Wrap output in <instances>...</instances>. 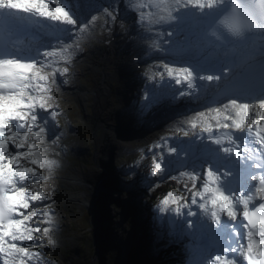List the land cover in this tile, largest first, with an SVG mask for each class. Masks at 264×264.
Listing matches in <instances>:
<instances>
[{
  "label": "rangeland",
  "instance_id": "374dc122",
  "mask_svg": "<svg viewBox=\"0 0 264 264\" xmlns=\"http://www.w3.org/2000/svg\"><path fill=\"white\" fill-rule=\"evenodd\" d=\"M61 2L73 10L70 12L74 19L85 20V26L75 25L70 30L79 34L89 49L84 48L86 58L80 59L76 70L62 62V69L67 68L68 71L59 76L56 72L54 78L57 82L50 83L51 90L53 88L54 93L60 96L61 113L53 118L50 115L53 109L37 112L39 123L45 126L51 137L59 138L50 151L53 158L49 160L54 162L53 165L37 167L27 160L20 161L24 166L34 168L37 176L33 178L53 184L50 183L48 192L51 201H33L34 205L31 202L39 213L48 214L47 217L35 218L33 227L41 228V232L34 234L37 239L17 242L39 254L38 260L27 261L26 264L148 263L158 255L157 244L161 241L167 243L165 247L180 243L177 248L181 250V260L175 263V258H171L165 264H188L190 255L184 252L186 241L171 239L170 231L162 235L156 232L165 215L170 212L176 218L185 209L184 205L192 201L194 192L203 191L209 161V155L203 152L215 151L203 148L201 153L192 154L201 149L191 151L193 139L190 142V130L175 127L169 116L182 105L184 97L179 96L186 91H189L188 111L197 116L198 96L188 88L172 90V81H163L157 75L164 71V64L174 66L175 59L157 54L155 49H164V43L168 42L167 34H179L182 26L180 23H153L150 26L148 22L156 9L150 6L149 0L146 4L136 0ZM180 4L175 12L191 6L187 0ZM52 26L51 23L48 29L55 31ZM172 27L176 29L171 30ZM183 29L179 31L184 32ZM64 39L70 41L68 36ZM176 42L181 46L183 39L176 38ZM66 56L67 60L72 59ZM94 57L95 62L92 60ZM46 70L51 72L54 69ZM73 71H76L75 83L69 80L61 84V76ZM162 82L170 89L156 91L153 86ZM99 83L105 88L106 95L96 114L94 89ZM154 90L164 94L153 99ZM163 118L168 119V126L158 127ZM147 130L154 131L156 135L149 140L129 137L137 131ZM228 131L226 129L234 139V133ZM219 138L225 143V138ZM185 139L189 140L186 142ZM182 143L187 145L184 150L190 147V152L183 156V150H176ZM221 149L217 148V152L225 155ZM142 163L144 170L140 167ZM156 164H160L159 169ZM193 175L198 177L196 184L188 186L189 180L193 182L190 178ZM73 178H77L79 183L73 182ZM163 179H175L182 183L183 188L175 189L167 196L151 198L152 189ZM23 184L28 183L24 181ZM172 193H175L179 204L165 206L163 201ZM178 206L179 210L176 209ZM23 212L27 214V210ZM167 219L166 224L170 226L171 218L168 216ZM45 220H50V223H45ZM46 227L48 235L43 232Z\"/></svg>",
  "mask_w": 264,
  "mask_h": 264
},
{
  "label": "snow or ice",
  "instance_id": "6c2138e0",
  "mask_svg": "<svg viewBox=\"0 0 264 264\" xmlns=\"http://www.w3.org/2000/svg\"><path fill=\"white\" fill-rule=\"evenodd\" d=\"M216 2L217 0H187L188 4L199 8H210ZM180 3L181 0H149L150 6L156 9L150 22L169 21ZM25 17H42L63 25L74 26L77 23L68 6L62 4L61 0H0V264H26L27 261L38 260V253L17 242L37 239L34 234L41 232V228L33 227L35 218L41 215L47 217L48 214L39 213L31 206V202L43 201L46 197L37 189L36 184H33L31 189L23 186L24 181L37 176V173L34 168L26 167L20 161L27 160L37 167L53 165V161L41 155L39 143L45 138L46 128L39 123L37 109L48 111L50 83L53 82L57 71L61 74L68 71L67 68L54 69L51 72L46 70L51 67V63H48L49 58L53 61L56 58L67 60L65 49L45 51L43 62L39 59V52L35 55H21L12 37L16 32L30 27ZM163 69V72L157 73L161 80L166 73L177 85L186 83L189 89L194 88L196 78L190 68L174 67L166 63ZM199 79L211 82L215 78L207 76ZM163 94V91L155 93L152 98L157 99ZM50 115L54 118L56 113L52 112ZM212 120L215 121L216 129L231 128L253 134L255 142L264 148V101L249 104L232 99L223 108L211 109L207 114L198 113L196 118L190 121V126L192 129L199 127L202 132L209 134V139H213V125L210 123ZM185 135L188 133L185 132ZM228 140L230 146L222 147L223 153H235L237 161L252 160L253 166L262 170L261 174L251 176L241 172L243 181L256 182L254 191L239 198L236 203H239L242 209L238 210L234 198L226 195L217 186L219 180L217 173L222 162L217 161L215 155L209 153L203 191L194 192L191 202L196 204V197L204 200L205 194H208L210 199L207 203L213 209V216L224 213L232 220H236L238 212L242 211L243 220L246 221L244 227L247 229V244L243 258L247 264H264V151L259 153L257 160L247 147L241 151L231 136ZM213 142L222 145L223 139L217 137ZM10 145L14 151L10 150ZM171 151L175 152V149ZM155 167L159 169L160 164H156ZM190 178L194 187L198 177L193 175ZM254 201L260 203L250 207ZM169 203L179 204L175 199V193L163 201L165 206ZM200 206L207 207L206 203H201ZM22 209L27 210V214L21 211ZM176 209L179 210L180 207ZM45 223H50V220H45ZM43 232L48 235L49 229L46 227ZM215 260L220 264L221 257L217 256ZM223 264H234V261L225 259Z\"/></svg>",
  "mask_w": 264,
  "mask_h": 264
},
{
  "label": "bare ground",
  "instance_id": "6f19581e",
  "mask_svg": "<svg viewBox=\"0 0 264 264\" xmlns=\"http://www.w3.org/2000/svg\"><path fill=\"white\" fill-rule=\"evenodd\" d=\"M136 1L139 2L140 4H146V2H147V0H136ZM204 8H202V9H204ZM68 9L71 10V8H68ZM71 11H73V10H71ZM175 11H176V9L172 13V19H170L169 21H167L165 23H156V24L172 25L173 23L182 22L180 24L183 27H181L179 30H182L185 26L186 28L183 30L185 31L187 29L190 32L193 31L192 35H195V33L200 31V30L198 31L196 24H195V20L197 19L199 14L194 12V6L191 5V6L186 7V8L183 7L182 9L179 10V11H182L183 13H185L187 15L186 17H184L183 15L178 13L179 11L178 12H175ZM44 19H46V18H44ZM76 21H77V23H76L77 26H79L80 24H81V27L86 25V22L83 18H81L80 20H76ZM48 22H49V26L51 23L53 24L52 27L55 30V31H52V30H49L47 28V30L44 34L48 35V40H44V42L40 41L37 43L31 37V39L27 38L26 41H24V40L19 41L18 42L19 46H21V48H23V49H30L31 51H33L35 53L39 52L40 53L39 59L41 62L44 61L43 53L45 51L65 49L66 50L65 55H68L72 59L64 60V59L56 58L53 61L52 58H49L48 63H51V67H49V68L62 69V62H67L68 64L72 65L74 67V69L76 70V67L80 63V59L86 58V55L84 54L83 51H84L85 47L89 49V45L87 44L86 41H83L81 39L79 34H76L70 30L73 27V25H63L60 22H53V21H49V20H48ZM148 23L150 26L153 24V22H150V21ZM57 25H59L60 27ZM58 27L60 29H56ZM172 29H176V28L172 27L171 30ZM179 30H178L179 34H176L174 32L173 33L171 32L170 35L167 34L168 42L164 43V47H165L164 49H162V50L155 49V50L157 51V54L160 53V54H163L167 57L174 58L175 59L174 67L185 66V67L190 68L192 70V72L194 73L196 80L194 82L195 86L192 89H189L187 87L186 83H181V84L177 85L175 83V81L170 79L168 76H165L163 81H165L166 79H170L173 83V86H174V88H171L172 90L173 89L174 90H180V89H184V88H188V90H193L195 92V94L198 96V100H199L198 104H196L197 107H196L195 111H198V113L205 112L207 114V113H209V111L211 109L223 108V106L225 104H228L232 99L237 100V102H239V103H249V104L264 101V90H257L254 92L225 96V97L218 99V100L204 101V98L209 95L212 88L216 87L218 84L227 80L229 78L228 74H233V73L237 72V70L247 60H249V58L248 59H242L241 58L239 60V62L234 64V65H228V64L222 63L221 61L216 62L213 58L210 59V57H212V56H210L209 54H205L203 52H200L196 48L193 49L191 47L192 41H189L187 39V37H185V33L183 31L180 32ZM73 31L76 32V30H73ZM72 35H73V37H71ZM67 36L70 38L69 42H67L64 39ZM176 38L183 39L185 41L182 46H179L177 44ZM190 39H191V34H190ZM92 60H93V62H95V57ZM154 64H157V61H154ZM157 65H159V64H157ZM57 72H58V76H59L60 72L59 71H57ZM219 74H222V76L219 77ZM75 75H76V71L68 72L65 76H61L60 83L64 84L66 81L76 80ZM207 76H213L215 79L211 82L199 79L200 77H207ZM53 82L56 83L57 80L55 78H53ZM74 83H75V81H74ZM153 87L156 88V91L162 90L160 88H163L164 90L170 89L169 86L167 84H164L163 82L160 83V85H156ZM157 87H159V89H157ZM156 91L155 90L153 91V93L151 95L152 97ZM94 92L96 94L95 105L98 108L96 114H98L99 110L101 109L102 105L104 104L105 95H106L105 94V88L103 87V85L101 83H99L95 86ZM50 93L51 94H48L50 96V100H49L50 107H49L47 112H50L53 109V112H55L56 114L61 113L62 104L60 101L61 99H60L59 94L54 93L53 88L50 91ZM60 95H61V93H60ZM188 95H189V91H186L181 96H179L181 98L184 97L182 99L183 103H182V105H179L178 108L174 109L175 111H174L173 115L170 114L171 116H169V117H171V119L173 120V122H174L173 125H175V127H180L181 129H184L185 131L190 130V132H191L190 137H189L190 142H191V138L193 139V142L190 143L191 151H194L197 148H200L201 149L200 152H201L203 148H207L209 146L211 149H217V148L225 147L224 144H222V145L215 144L212 139H209V134L206 132H202L199 127H197L196 129L191 128L190 121L194 120L196 118V116L189 113L190 111H188V110H190L188 107V105L190 104V102L187 99ZM40 111L41 110L37 109L38 114L40 113ZM154 116L155 115H153V117ZM140 117H142V116H140ZM166 118H168V117H166ZM166 118H163L161 121H159L157 126L158 127L168 126L169 121ZM13 123H15V122H13ZM210 123L213 125L212 137L214 139L217 138L218 136H225L226 137V135H227L226 129H216L214 120L210 121ZM229 123H230V121H229ZM229 129H231V128H229ZM21 131H23V129H21ZM235 132L237 133L236 135H237L238 142H240V145L242 146V151H244L245 147H247V149L251 150L252 154L257 157V160H259V153L261 151H264V148H262L260 144L255 142L254 135L249 134L246 131L239 132L238 130H235ZM175 134L180 135V133H175ZM155 135H156V133L154 131H151V130L148 131L147 130V131H137L136 133L129 135V137L138 136L139 138L149 140V139L153 138ZM226 138L228 139V136ZM189 139H187V140L185 139V141L187 142ZM205 139H207V141H205ZM58 141H59V138L51 137V133L48 132L46 129L45 138L42 142L39 143V148L43 149V151H45V152L41 153V155L43 154L42 156H44L48 160L53 158V156L50 154V151L56 146ZM100 143H101V138L99 136L98 137V144L100 145ZM185 147H187V145H183V143H182L181 145L177 146L176 150H178V149L183 150V154H182V156H183L185 153L190 152V147L188 150H184ZM10 150L12 151L11 147H10ZM195 152H199V150L197 149ZM195 152H193V153H195ZM174 155L173 156L171 155V157H174ZM217 155H216V159L221 160L220 158L222 156L217 157ZM224 160L230 162L231 167L236 165L235 162L231 161L230 154H226ZM207 166H208V164H207ZM140 167H141V169L144 170L143 163L140 165ZM228 167L229 166L225 165V168H228ZM256 171H257V168L255 170V167H254L253 173H255ZM85 176L87 178L89 177L87 174ZM203 180L205 181V179H203ZM47 182H48V180L44 179L42 181V180H38V178L36 179V178L32 177L30 180L27 181L28 184L27 185L23 184V186L31 189L32 185L36 184L37 189L45 195V197H46L45 201H48L51 199V196L48 192H49V187H51L52 183L49 182V185H48ZM73 182L79 183V180H77V178H73ZM52 186H53V184H52ZM37 189H32V191L33 190L35 191ZM225 193H226V195L234 198V201H238L239 198L241 197L234 189H228V192L225 191ZM251 193H252V184L250 182V185L248 187V190H247L245 196L250 195ZM236 196H238V197H236ZM32 203L34 205V202H32ZM37 203H39V202H37ZM224 215H225L224 213H218L217 217L221 218ZM168 216L171 218L170 219L171 220L170 226H167V224H166V222L168 220L167 219ZM211 218H212L211 216L208 217L209 222H211ZM182 226H183V223H181V221L177 222V220L174 219L173 216L169 212L168 215L164 216L163 223H162V225H160V228L158 230H156V232L158 231L162 235V234H166L164 232L170 231L169 235H170V237H172L171 239H175V241H181V240H184L187 238V236L185 235V232L183 231ZM199 230H200L199 227L196 225L194 227H191V232L196 233ZM158 235H159V233H158ZM197 249H198V246L196 244L187 245L184 248V252L186 253V255H190V260H189L188 264H209V261L206 258H204V257L198 258V256L195 254V251ZM193 254H195V257L193 256ZM195 260H196V263H194Z\"/></svg>",
  "mask_w": 264,
  "mask_h": 264
},
{
  "label": "clouds",
  "instance_id": "9594fccd",
  "mask_svg": "<svg viewBox=\"0 0 264 264\" xmlns=\"http://www.w3.org/2000/svg\"><path fill=\"white\" fill-rule=\"evenodd\" d=\"M217 32L239 40L246 35L264 32V0H230L227 10L217 20Z\"/></svg>",
  "mask_w": 264,
  "mask_h": 264
},
{
  "label": "trees",
  "instance_id": "16d2710c",
  "mask_svg": "<svg viewBox=\"0 0 264 264\" xmlns=\"http://www.w3.org/2000/svg\"><path fill=\"white\" fill-rule=\"evenodd\" d=\"M191 182L192 181L190 180L188 181V186H190ZM181 188H183L182 183H179L177 180L163 179L159 185H157L156 187H154V189H152L150 197L157 198V197L167 196L171 191ZM166 244L167 243L164 241L158 243L157 244L158 255L155 256V258L149 261L148 263H141V264H165L168 261H170L171 258H175L174 259L175 262L179 260L176 257V254L178 255L180 254V250L179 248H177L179 245L170 244L167 247H165Z\"/></svg>",
  "mask_w": 264,
  "mask_h": 264
}]
</instances>
